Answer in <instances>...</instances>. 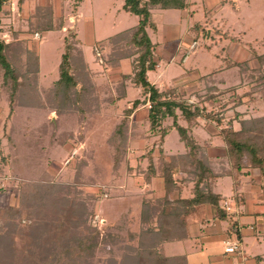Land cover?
I'll return each instance as SVG.
<instances>
[{
  "label": "rangeland",
  "instance_id": "374dc122",
  "mask_svg": "<svg viewBox=\"0 0 264 264\" xmlns=\"http://www.w3.org/2000/svg\"><path fill=\"white\" fill-rule=\"evenodd\" d=\"M52 1L48 6L43 5L48 4V0H37V6L29 3V6H36L31 15L26 10L22 12L18 9V0H8L0 8V40L9 44V59L19 80L11 99L9 86L2 82L0 69V213L18 208L25 181L32 178L41 181L43 178L42 181L60 186L61 194H66L70 202L78 203L80 218L85 221L83 229L92 230L94 227L100 232V247L91 260L92 264H178L179 261L160 255L159 245L164 241H159L154 231L155 219L151 223L141 220L146 202L164 198L165 193L162 180L156 176L151 180L146 177L151 163L161 165L158 152L149 151V145L158 136L149 128L150 119L146 114L148 102L146 106L137 104L138 114L136 111L131 114L136 119V126L132 125L134 121L127 120L129 132L135 134V139L126 146L125 153H117L120 164L116 168L115 153L109 146V140L114 128L121 125L126 115L125 101L117 103L111 100L119 89V86L115 91L111 89L112 80L117 77L107 75L106 79L99 81L96 76L98 85L92 79L94 88L98 87L99 91L94 89L85 96L87 104H93L95 119L81 118L76 104L69 112H59L54 96L59 63L66 44L74 45L76 49L73 52L78 54L74 27L65 21L69 15L76 13V10L78 14L81 13L77 27L88 64H84V68H97L99 74L105 71L104 63L121 54L109 42L103 46L102 42L101 45L100 42H95L93 46L88 44L84 39L90 33V24L95 29L94 37L97 40L131 25L130 18L133 17L123 10L117 14L111 0ZM228 1L233 8L227 4L225 13H214V23L206 22L208 17H203V6H199L200 3L208 6L209 2L198 0L200 3L194 17L187 16L181 9L156 10L152 19L160 28L157 32L147 30L151 41L169 51L175 49L176 39L182 40L184 34L194 37L181 61H168L162 52L163 62L155 65V72L150 74V78L157 79L159 92H163L162 100L175 99L197 105L201 110L196 119L198 124L213 134L223 128L237 130L241 121L253 122L264 116V84L258 83L264 79V62L256 56L257 52L264 55V0ZM46 7L52 9L56 29L47 32L44 37L40 36V31L39 37H36L34 14L38 8ZM43 12L39 11V14ZM223 16L226 19L222 24ZM128 18L129 22L126 21ZM196 22L199 23L193 31L187 30L189 24ZM84 27H87V32H83ZM176 27H180L179 32ZM222 46L224 50H221ZM122 49L133 53L130 45ZM132 53L127 57L134 65L137 54ZM228 61L233 63L227 67ZM164 64L167 68H164ZM80 87L81 84H78V91ZM137 95L139 101L145 96L142 92ZM80 101L79 106L83 103ZM170 117L174 121V117ZM172 118L166 122L173 123ZM217 120L221 122L218 124ZM218 140H215V146L224 148L223 140ZM158 145L155 144L152 149L158 148ZM211 154H214L216 170L225 172L228 165L224 160L219 161L223 150L217 149ZM243 162L248 161L244 158ZM252 172L258 176L259 170L254 168ZM224 207L230 209L228 205ZM57 217L50 215L46 222L56 224L59 222ZM25 222L26 218L21 217V224ZM34 225L38 228L34 231L28 229L30 226H23L25 233L12 232L10 238L6 237V248L16 247L34 253L37 248H34L35 241H38L41 233L50 234L46 231L49 226L42 225L40 221H33ZM76 226H70L74 233L86 232L75 229ZM8 230L11 227L8 228L7 222L1 218L0 238H4ZM106 233L112 236L104 241L102 238ZM241 250L238 246L237 251L232 253L242 255ZM135 254L138 255L136 260L133 258ZM159 255L162 258L159 259ZM41 261V258L39 262L36 259L31 264H49L46 260ZM75 264L86 263L82 260Z\"/></svg>",
  "mask_w": 264,
  "mask_h": 264
},
{
  "label": "trees",
  "instance_id": "16d2710c",
  "mask_svg": "<svg viewBox=\"0 0 264 264\" xmlns=\"http://www.w3.org/2000/svg\"><path fill=\"white\" fill-rule=\"evenodd\" d=\"M6 1L8 0H0V8H2L3 3ZM18 1L21 2L22 0ZM187 1L188 0H124L123 8L128 12L138 15V24L108 38L106 41L102 42V45L100 43V45L103 46L109 42L112 48L121 54L118 55L120 57H127L132 53L126 50L124 51L122 49L123 47L130 45V47L133 48V53H136L137 56L133 65V76L131 79L133 83L142 87V92L144 94H148V100L151 103L148 114L150 129H157L163 118L168 115L173 116V125L179 137L189 148L186 153L171 156L169 160H165L161 157V176L163 177L165 188L164 198L147 201L145 204L141 220L146 223H151L155 219L156 228L154 231H156L159 241L181 239L185 236V233L182 232V227H180V225L185 223L183 217L180 215L181 213H186L193 209L195 204L210 203L218 205L219 202V195L213 194L209 190L211 180L216 177V174L212 170L205 154L200 151L199 143L188 134V128L198 124L195 118L201 114V110H199L197 105L187 101L175 99L162 100V93L146 79V72L154 70L156 65L153 59L154 43H152L146 29L148 26L155 28L154 22L151 21V10L154 8L183 9L188 6ZM44 10H46V12H43ZM39 11L43 13L40 15ZM34 15L36 19L33 21L36 23L34 32L38 31L36 29H39V32L41 31L42 33L56 29L52 21L53 12L51 8H38ZM42 17L45 19L44 21ZM74 47L75 46L70 43L66 44L65 51L59 63V77L54 85L57 110L59 112H63L64 110H66L65 112H69L71 111L70 108L76 104V109L80 113L81 118L86 119V117H89L95 119L93 115L95 111L93 104L91 102L87 104L85 96L87 93L90 94L92 90H94V84L89 77L88 71L84 68L80 52L76 55L73 52L76 49ZM8 49L9 44L0 40V69L2 71V82L9 86V97L12 99L19 86V80L16 70L9 59L10 52H8ZM257 53L256 56L258 60L264 62V55L259 54V52ZM118 56L117 58H109L111 60L106 62V64L116 66L120 60ZM232 63L233 62H229L228 65ZM123 79H129V76H123ZM260 82L264 84V79L258 81V83ZM78 84H81L79 91L77 90ZM80 100L83 101L81 106H79ZM139 102L138 99H135L132 103V107L125 109L126 115H124L121 125L115 127L113 133L110 135L109 146L113 148L115 153L114 163L116 164V168L120 164V156L117 153H125L126 146L132 136L128 133L127 115L130 114L132 109L136 107ZM175 109L180 110V115L188 123V128L177 123ZM219 121L221 122V120H217L218 124L220 123ZM250 133H252V135ZM165 134L166 129L161 128L160 138L162 139ZM218 134L226 143L227 159L230 160L232 166L237 169L241 167L257 168L264 180V116L259 120H253V122L241 121L238 130L223 128ZM244 158H246L248 162H243ZM188 164L191 165L189 173L194 178L193 197L189 199L179 198L172 201L168 198L169 192L176 186L172 177V172L175 167L179 166L185 168L186 166L188 167ZM148 171L149 173L146 177L150 179L151 175L155 173V167L152 163L149 165ZM42 180L43 178H41V181L40 179L35 180L32 178L25 181L22 185V197L18 208H12V212L4 210V213H0V219L2 218L7 222L8 228L11 227V230H8L3 236L4 238H0V264H31L32 262H36V259L39 262L40 258L42 260L41 262L46 260L49 264H75L82 260H84L86 264H92L91 260L94 259L97 248L100 247V232L98 230L96 231L94 227H92V230L83 229L85 221L80 218L79 212L81 208L78 203L74 204L75 201L70 202V200L65 197L66 194L62 195V188L60 186L49 184ZM261 187L262 194H264V185H261ZM50 215L58 216L57 219H59V222L56 224H50V221L46 222ZM21 217L26 218L27 222H25V224H21ZM221 217H225V212L222 210ZM33 221H35V223L36 221H40L42 225L49 226L46 231L50 233H41L38 241H35L36 244L34 248L37 247L36 251L30 253L26 249H17L16 247L7 249V238L11 237L10 235L12 232L16 234L25 233L23 226H30L28 229L33 231L34 229H38L36 225L33 226ZM29 222L32 223L30 224ZM72 224L77 225L75 229L79 231L85 230L86 232L84 234L74 233L73 230L70 229ZM78 225L80 227H78ZM30 230H28V232L31 233ZM110 236H112L110 233H106L105 237L102 239L106 241ZM23 247L25 248V246ZM160 255L164 257L163 254ZM160 255L158 256L159 259L162 258ZM133 258L136 260L138 255L135 254ZM175 260L179 261L177 257Z\"/></svg>",
  "mask_w": 264,
  "mask_h": 264
},
{
  "label": "crops",
  "instance_id": "0c3cea01",
  "mask_svg": "<svg viewBox=\"0 0 264 264\" xmlns=\"http://www.w3.org/2000/svg\"><path fill=\"white\" fill-rule=\"evenodd\" d=\"M36 1L37 0H24V1L22 0L21 2L18 1V3H20L18 9L20 8L22 12L26 10L27 12H29L28 14L31 15L30 13H34L36 6L39 5V3L36 4ZM111 1L115 5L114 10L117 11L116 12L117 14L120 10H123L125 14H131L133 18H130V23L132 22V24L127 25L124 28L121 27L122 29L119 28L120 30L118 31L115 30L116 32L112 31L115 33L108 35L105 38H101L97 40H95L94 37L95 29L92 28V24H90L91 25V26L89 25L90 33L87 36L88 40L87 37L84 40H86V42L88 41V44H92V46L95 44V42L101 43L103 41H106L108 38L116 34H119L122 31L130 29L138 24L139 21L138 15L128 12L123 8L124 0H111ZM51 2L53 1L48 0V4L44 3L43 5L48 6L50 5ZM187 2H188V6L181 10H184L187 16L194 17L196 14V8L199 5L198 3L200 2H198V0H188ZM206 2H209L210 4L207 3L208 6H205V4L200 3L199 6H203L204 9L203 17L204 18L208 17L206 22L210 24L215 22L213 20L214 19L213 17H215L214 13H223V12L225 13L227 4L228 6L233 8L232 4H230L228 0H223V1L213 0V2L206 0ZM29 3H33L36 6L35 7L29 6ZM217 4L219 5L218 6L219 9H217ZM24 5H26L27 7H24ZM156 10L166 11L170 9L154 8L151 10V21L154 22L155 28H151L148 26L146 29L147 30L151 29L154 32L158 31V27L160 28L158 23L152 19V15ZM239 10L240 9L238 8L237 11ZM212 11L214 12L211 14L210 12ZM78 13L79 12H77L76 10V13L74 12L70 14L68 20L65 21L66 23H68L67 25L70 26L73 25L74 34H75L74 37L76 40L75 45L76 47H78L77 49L78 52H80L81 54L80 56H82L83 63L88 65L84 54V48L81 39L79 38L78 35L77 26H78V22L81 20V15H80L81 13L80 14ZM225 19L226 17L223 16V18L221 19L222 24L223 22H225ZM126 21L129 22V18L126 19ZM166 23L171 24L175 22H169V23L166 22ZM198 23L199 22H196L194 24H189L187 30L193 31L194 28L197 27L196 25ZM165 27L167 28L168 26ZM175 29L176 31L179 32L180 27H176ZM198 29L201 30V28ZM49 31H54V30H48L45 33L41 32L42 35L40 36L44 37ZM36 32L39 33V31ZM83 32H87V27L86 28L84 27ZM221 39L223 40L222 35H221ZM176 40L178 41L175 44V49L173 50V48H171L172 49L171 51L166 50L165 48H160L156 42L152 41V43H154L153 59L156 62V64H161L160 63L161 61L163 62L162 52L165 54L164 56L167 57L166 59L168 61L171 59H174L175 61L176 60L181 61L184 54L188 51V48L191 45V41L194 40V37L184 34L182 40L185 41H182L179 38ZM186 44L188 45V47ZM206 48L210 49L211 47L206 46ZM221 50H224L223 46L221 47ZM228 63L226 65L227 67H228ZM104 65H105L104 67L105 71L100 74L97 73L99 70V69L97 70V68L96 70L93 69L91 70V68L87 69L91 81L93 79V81L95 82L96 76L98 77V79L96 80L101 81V79H106L107 75L108 77L109 76L111 77V75L114 74V76H116L117 78L115 79L113 78L114 80H112V82L113 85H115V88H113L112 85L111 89L112 90L114 89L115 91L118 86L119 89L118 91L117 90L115 91L117 92V94H115L114 98H111V100H115L117 103H122L125 101L126 109L131 108L133 103L132 101L138 99L137 93L142 92V87L140 85H136L135 83H133L131 79V77L133 76V65L131 63V58L129 57L121 58L116 66H111L106 63H104ZM163 66L164 68H167L166 64H164ZM155 69L154 71L149 70L146 72V79L151 84H153L158 89V91H160V89L158 88L157 79L151 80L150 78L151 77L150 74H153L155 72ZM123 76H129V79L124 80ZM96 85L98 84L96 83ZM94 89L95 90L98 89L97 91H99L98 87ZM161 93L163 94L162 91ZM144 95L145 96L143 97V100L142 101L140 100L138 105L140 104L141 106L142 105L146 106L147 102H149L148 94L145 93ZM129 102H131V105L129 104ZM138 105L132 109L130 114L127 115L128 120L130 119L134 121V124H132L133 126H136L135 124L136 119L134 118V116L131 117V114L136 110L138 111ZM137 111L135 112L136 115L138 114ZM146 112L148 117L149 110L147 109ZM175 114L177 116V123L180 124L181 126L188 128V123L180 115L179 109H175ZM168 118H172V117H170L169 115L166 116L161 120L160 126H158L157 129L152 130L155 136L157 135L158 138L155 137L152 143L149 145L150 146L149 151L150 150L151 151L153 150L154 152L157 151L160 159L162 157L165 160H169L171 156L184 154L189 150V148L180 139L179 134L176 128L174 127L173 123L166 122ZM196 119L197 117L195 118V120ZM149 128H150V124H149ZM161 128L166 129V134L162 139L160 138ZM128 133L130 134V136L132 135L128 142V144L130 143L129 145H131V142L135 139L134 137L135 134L129 132V126H128ZM188 134L191 135L197 143H199L200 151L205 154V156L207 157L210 163L212 170L216 174V177H214L211 180L209 190L213 194L219 195V202L218 205H213L210 203L195 204L193 206V209L189 210L186 213H181L180 215L183 217L185 223L180 225V227H182V232L185 233V236L182 237L181 239H173V240H167L161 242L159 245L160 252L164 255V257L167 258L175 259L177 257V259H179L181 264H262V263L264 264V194H262V187H261V185H264V180L261 176L260 171L258 173V176H256V174L253 175L252 170L254 168L252 167H241L240 169L233 167L230 160L227 159L226 143L218 133L213 134L211 130H207V129L205 130V127L200 126V124H197L194 126H190L188 128ZM218 138H221L223 140L224 148H221L220 146H215V140H218ZM157 143L159 144L158 148L152 149L154 148V145ZM217 149L223 150V155L222 157H220L221 159L220 158H215V159L216 160L220 159L219 161L224 160V162H226V165H228V167L226 168L225 172L217 171L215 168L214 165L215 163L213 162L214 158L212 157L214 156V154L211 153ZM154 167L156 168V170L155 173L151 175V177L155 178L156 176V178H159L160 180L163 181V177L161 176L162 164L161 165L159 164V166L155 165ZM190 170H191V165L189 164L188 167L186 166L185 168H181L179 166L174 168L172 172V177L174 179V183L176 184V186L173 187V189L168 194V198L170 200L175 201L179 198L189 199L193 197L194 178L189 173ZM151 177L149 180H151ZM129 179L131 180L132 177H129ZM163 195H165V193ZM225 205H228L230 209L226 210V208L224 207ZM221 210L225 212V217H221ZM227 240L236 241L238 243V246L242 249L241 250L242 255L237 253L226 252L224 248L226 247Z\"/></svg>",
  "mask_w": 264,
  "mask_h": 264
},
{
  "label": "built area",
  "instance_id": "2783aa9c",
  "mask_svg": "<svg viewBox=\"0 0 264 264\" xmlns=\"http://www.w3.org/2000/svg\"><path fill=\"white\" fill-rule=\"evenodd\" d=\"M36 35V37H39V34L38 33H35L34 36ZM151 103L148 102V107L150 108ZM237 248H238V243L237 242H232V241H229L227 240L226 241V247H225V251L228 252V253H232V252H235L237 251Z\"/></svg>",
  "mask_w": 264,
  "mask_h": 264
}]
</instances>
